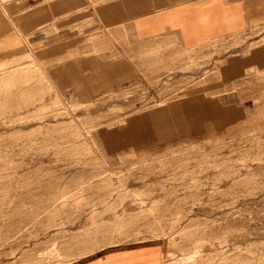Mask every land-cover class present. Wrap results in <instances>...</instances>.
<instances>
[{
  "label": "rangeland",
  "instance_id": "obj_1",
  "mask_svg": "<svg viewBox=\"0 0 264 264\" xmlns=\"http://www.w3.org/2000/svg\"><path fill=\"white\" fill-rule=\"evenodd\" d=\"M258 1L249 17L246 0H99L121 18L4 21L0 264L145 244L174 264H264ZM212 2L228 8L214 28L239 24L184 45L169 12Z\"/></svg>",
  "mask_w": 264,
  "mask_h": 264
},
{
  "label": "crops",
  "instance_id": "obj_2",
  "mask_svg": "<svg viewBox=\"0 0 264 264\" xmlns=\"http://www.w3.org/2000/svg\"><path fill=\"white\" fill-rule=\"evenodd\" d=\"M95 1L99 0H51L48 7L42 10L40 0H0V36L9 35L8 25L6 26L4 21L10 19L17 23L19 30H15L16 34L19 35L21 33L25 34V30H39L42 21L47 20V13H52V19L62 15L66 19L68 15L84 11L97 15L115 12L113 3L108 4L106 7H103L104 4L101 3L100 8H92L91 4ZM258 2L256 0V5H258ZM97 3V6H99V2ZM249 3H251V0H246L244 8L248 17ZM210 4L207 7L177 8L172 10L173 12H169L168 17L166 15L170 24L179 30L184 45H194L208 39L209 36L213 35L211 33L216 30L224 31V28L237 27L239 24L229 22L231 25H228V23L222 24V29L214 28L215 23L219 20L226 23L227 20L223 17V14L228 11V8L219 6L218 10L214 2ZM133 10L135 11V7L131 11ZM120 18L121 15H118L117 12L113 13L112 19L119 20ZM78 264H174V261L168 257L161 245L145 244L104 250Z\"/></svg>",
  "mask_w": 264,
  "mask_h": 264
}]
</instances>
